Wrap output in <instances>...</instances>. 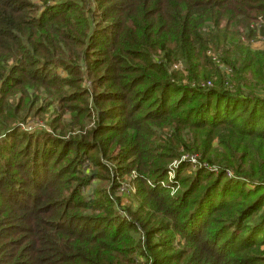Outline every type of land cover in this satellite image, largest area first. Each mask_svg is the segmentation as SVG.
I'll return each instance as SVG.
<instances>
[{"label":"trees","instance_id":"trees-1","mask_svg":"<svg viewBox=\"0 0 264 264\" xmlns=\"http://www.w3.org/2000/svg\"><path fill=\"white\" fill-rule=\"evenodd\" d=\"M260 21L264 0H0V264H264ZM32 93L58 135L11 127ZM101 158L138 175L125 216Z\"/></svg>","mask_w":264,"mask_h":264},{"label":"rangeland","instance_id":"rangeland-1","mask_svg":"<svg viewBox=\"0 0 264 264\" xmlns=\"http://www.w3.org/2000/svg\"><path fill=\"white\" fill-rule=\"evenodd\" d=\"M36 4L39 5L40 3L37 2ZM262 45H263V43L260 41L253 42V46L255 49L262 47ZM182 68H183V76H184L182 81L184 84H189L188 73L184 67H182ZM85 85L86 86L88 85L87 81H85ZM33 94L34 93L31 94L32 97L28 98L27 101H23L20 104V106H22V107L18 111V113L16 114V119L12 123L11 127L15 128L17 133H20V134L26 133V134L35 135V134L39 133L40 137H43L45 135H55V134L58 135L57 134L58 130L53 129L54 126L52 124L55 117L58 115V113L56 112L58 109L56 103L54 102L53 99H50L49 102L50 101H53V102H51L49 105H46L41 98H34V96H37V94L36 95L35 94L33 95ZM18 101H19V94L10 95V96L6 97L5 105H6V107L13 109L14 107L17 106ZM24 104H25V106H23ZM80 106L82 108H84V105H80ZM89 107H94V106H92V102L90 100L88 102V108ZM70 118H71V116L68 113H65L62 116V119L64 121H67ZM91 127H94V123L88 124L86 126L85 130H88ZM72 132H73V129L70 132H68L66 134V136L70 137L74 134H79L81 131L79 128H77L74 130L73 133ZM92 155H94V157H96L95 154H92ZM101 162L105 166H107L110 170L109 176L111 179H109L108 183H105V186H107V188H110V186L112 184V180L113 181L116 179L126 180V179L130 178L127 176L124 177V175H122L123 173L119 171L116 163L111 162V161H107V159H103V158H101ZM92 164H94V163L86 161L82 166H80L78 168V170L79 171H86L88 174L92 171V169H96V168H94L95 164L94 165H92ZM177 167H178V161L177 162L174 161L170 165V169H176ZM192 169L196 170L197 166H195V165L192 166ZM193 170H187L186 174L192 175ZM82 174H85V173H82ZM173 177H174V173H170L168 180L169 181L172 180ZM99 183L100 182L96 181V183H92L90 186L85 188V191H84L85 194L88 195V194L94 193V190L97 189L98 186L100 185ZM116 183L118 185L117 188L119 190L120 185L118 184V182H116ZM177 191H178L177 188L174 189L172 191V193H173L172 195L177 193ZM134 195H136V193L134 194L133 188H131V193H130V191L121 192L119 190V191H117V196H114L115 198L116 197L120 198L119 204L116 206V209L122 216H125L124 210L127 209L128 207H130L132 202H134L135 206H136V202H135L136 198L135 197L133 198Z\"/></svg>","mask_w":264,"mask_h":264},{"label":"built area","instance_id":"built-area-1","mask_svg":"<svg viewBox=\"0 0 264 264\" xmlns=\"http://www.w3.org/2000/svg\"><path fill=\"white\" fill-rule=\"evenodd\" d=\"M263 24H264V21H260V23H258L256 25V27L259 28ZM260 39H261V35H259L258 39H256L255 41L260 40ZM243 41H245L247 44H250V41H246L245 39H243ZM225 48L226 49L230 48L229 43L226 44ZM212 59L218 64V67L221 70L223 76H225V86H224V88L226 90L233 89L236 86V84H235V82H233V80L231 78V73H232L231 68L229 66H227L226 63L223 61V51L220 50L217 53L213 52ZM180 67H181L180 65H175L174 66L175 69H179ZM190 84L193 85V86H199V87H215L214 82L211 81V80L207 81V82H199V81L194 80V81L190 82ZM261 96L264 97V92L261 94ZM190 161L196 163L197 162V157L196 156L191 157ZM227 175H228V177H234V174L232 172H228ZM137 176H138L137 173L134 172L132 174V176L130 178L126 179V180L116 179L115 181L118 182V184L120 185L119 186V190L121 192L130 191V193H131V188H133L134 194L137 193V188L132 183V180H135L137 178Z\"/></svg>","mask_w":264,"mask_h":264}]
</instances>
